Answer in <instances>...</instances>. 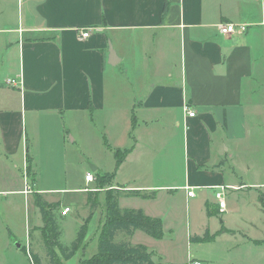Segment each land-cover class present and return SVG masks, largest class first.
Instances as JSON below:
<instances>
[{"label":"crops","instance_id":"1","mask_svg":"<svg viewBox=\"0 0 264 264\" xmlns=\"http://www.w3.org/2000/svg\"><path fill=\"white\" fill-rule=\"evenodd\" d=\"M242 2L0 0V21L14 17L12 25L0 26V33L6 34L1 47L6 50L9 73L5 85L0 87V203L7 199L13 202L8 211L2 205L1 214L16 213L20 225L11 221L6 226L10 246L14 244L19 249L16 239L24 234L23 227L29 219L21 209V178L18 184L5 179L15 180L21 168H32L37 175L35 154L28 156V134H43L56 124L58 137L63 141L64 116L90 121L92 112H104L112 115L111 124L120 119L123 136L130 138L127 144L122 140L111 148L129 149L114 177L124 163L141 154L140 138L132 135L133 131L171 128L173 135L180 126L183 128L182 155L188 165L182 180L167 184L114 180L116 185L126 186L128 192H139L123 193V198L149 200L165 191L171 195L182 192L184 200L189 201L199 190L208 233L210 222L219 219L220 226L213 233L216 235L224 232V223H229L227 215L236 206L233 200L241 197L239 223L253 227L243 239L254 246L257 258L264 257V180L236 181L232 179L235 171L228 173L223 169L224 161H235V157L247 151L245 140L250 125L243 91L245 85L249 88L254 82L260 68L251 39L244 32L219 31L220 23H262V5L257 16L242 11ZM82 29L89 33L85 38L80 37ZM109 46L116 54L115 64L108 62ZM7 79H14L15 83L9 84ZM184 105L194 116L184 113ZM167 136L162 140V148L149 147L146 152L166 160L165 147L175 142L174 136L168 140ZM82 153L86 154L83 150ZM240 161L243 166L238 169L239 176L246 177L250 166L247 161ZM97 167L99 164L91 171L84 170L83 182L57 188L58 191L37 183L39 191L44 195L80 193L83 183H90L85 181V173L94 176ZM220 185L227 187L223 190L222 211L215 196ZM184 186L193 187L194 195L188 197ZM146 191L151 192V198L143 197L149 195ZM123 198L118 200L119 207L133 208L120 205Z\"/></svg>","mask_w":264,"mask_h":264},{"label":"rangeland","instance_id":"2","mask_svg":"<svg viewBox=\"0 0 264 264\" xmlns=\"http://www.w3.org/2000/svg\"><path fill=\"white\" fill-rule=\"evenodd\" d=\"M242 1V11L246 13L250 12L251 15L258 16L261 5L264 11V0ZM261 22L262 25L243 23L245 29L242 32L251 39L254 58L257 57L260 68L254 77V82L249 88L245 85L243 91L247 122L250 125L248 137L245 140L247 151L240 154V157H235V161L228 159L224 161V171L228 173L235 171L236 176L232 179L236 181L264 180V19ZM13 23L14 17H9L0 21V26H10ZM5 35L0 33V87L5 85L4 79L9 74L6 70V50L1 47ZM89 116L90 121L89 119L85 121L73 116H64L65 130L64 133L61 132L63 141L58 137L56 124L50 126L48 131L47 129L43 131V134L34 135L35 139L28 134V156H33L32 153L35 154L34 162L37 175L33 173L32 168L31 171L21 168V170L19 169L21 174L15 180L6 178L5 181L7 183L14 181L15 184H18L19 178H21L24 191L20 202L21 209L29 220L23 227L24 234L20 238H15L20 244L19 249L14 244L10 246L11 238H9L6 226L11 221L18 226V217L16 213L9 214V216L1 214L3 206L8 211L7 207L13 205L10 199L0 203L1 206L3 205L0 209V264H36L32 257L33 253L38 255L41 264H49L45 254L44 240L46 241L50 234L40 218L38 205L41 203L56 205L54 216L59 230L57 243L68 245L75 238L79 225L85 223L84 238L76 253L69 260H63L57 246L53 245V241V244L51 243L59 257L60 264H83L97 252L110 195L116 197L118 202L120 198H123V193L128 192L126 186L116 185L115 181L135 184H167L182 180L183 172L187 171L188 165L187 158L184 159L182 155V126L173 135L171 128L165 131L159 129L156 131L154 129H143L141 132L133 131L132 135L140 138L139 150L141 154L135 157L132 162L124 163L114 177L112 152L116 151V154L122 158L127 153V148H115L113 151L111 148L122 140L127 144L130 142V138H127L126 135L123 136L125 130L119 115H115L119 121L113 124L109 123V118L112 115L104 112H92ZM164 134L168 135L167 140L173 136V140H175L173 144L165 147V152L168 155L166 160H162L156 154L152 155L146 152L149 147L157 150L162 148V140L166 137ZM71 138H74L75 141L71 142ZM82 150L86 152L87 159H84L86 157ZM240 159L247 161L250 166L246 177L239 176L238 169L243 166ZM96 164H99L100 167L93 171L94 181L89 184L83 183V185L81 183L82 192L80 193L44 195L39 191L37 183L45 189L58 191L60 189L57 188H66L81 180L83 182L84 170L91 171ZM198 191L196 190V196L189 201L184 200L182 192L171 195V192L165 191L159 192L160 194L149 200L136 197L123 198L120 200V205L140 208L145 214L160 218L162 235L159 238H153L141 230H136L131 235L118 232L115 240H126L131 244L144 246L148 251L153 252L152 261L154 264H183L188 258L200 259L203 264H264V257L257 258L254 246L243 239L253 227L239 223L242 208L239 207L241 197L235 198L237 193L233 200L236 206L227 215L229 223H224V232L213 234L217 226H220L219 219H217V221L210 222L208 240L195 241L191 239V237L203 236L208 228L205 218L202 216L200 199L197 195L200 191ZM227 192L233 193L230 190ZM150 193L145 195L150 196ZM261 203H264V194L261 196ZM63 206H68L70 209L64 218L61 216ZM247 211L254 212V210ZM13 228L15 227H11V229ZM17 230L20 233L21 229L17 228ZM193 233L200 235L197 236Z\"/></svg>","mask_w":264,"mask_h":264},{"label":"trees","instance_id":"3","mask_svg":"<svg viewBox=\"0 0 264 264\" xmlns=\"http://www.w3.org/2000/svg\"><path fill=\"white\" fill-rule=\"evenodd\" d=\"M128 150L126 149V152ZM113 156L115 162L112 173L114 175L123 157L120 158L116 154V151L113 152ZM127 193L139 194L138 191H129ZM143 197L148 196L143 195ZM115 198L113 195H110L108 199L106 220L98 240L97 252L83 264H154L152 261V251H148L142 245L131 244L126 240L117 241L115 237L118 232L131 235L135 230H141L153 238H159L162 235L161 219L146 215L141 209L121 208ZM38 207L42 223L46 226L50 234L48 239L46 241L44 240L45 254L49 264H60L59 257L53 245L57 246L63 260H69L76 253L84 238L86 233L85 223L79 225L75 238L68 245L57 243L59 230L54 216L56 205L41 203ZM191 239L195 241L208 240V230L204 232L203 236L191 237ZM32 257L36 264H41L37 254L33 253Z\"/></svg>","mask_w":264,"mask_h":264},{"label":"built area","instance_id":"4","mask_svg":"<svg viewBox=\"0 0 264 264\" xmlns=\"http://www.w3.org/2000/svg\"><path fill=\"white\" fill-rule=\"evenodd\" d=\"M219 27V31L222 34H231V33H235V32H242L245 29V25L243 23H220L218 24ZM88 30L87 29H82L80 30V37L81 38H85L88 36ZM7 83L9 84H14L15 80L14 79H7ZM183 111L184 113H186L188 116H194V112L190 110V108L187 105L183 106ZM85 181L87 182H91L94 180V176L92 175V173L87 172L84 176ZM185 190H186V195L188 197H191L194 195L193 192V187L191 186H184ZM217 188L219 189V191H217L215 193V196L218 200V206L219 209L222 211L225 208V199L223 196V190L225 188H227L226 186L220 185L217 186ZM69 212V207H64L61 210V215H66ZM30 258V257H29ZM31 259V258H30ZM32 261V259H31ZM33 263V261H32ZM183 264H203V262L200 259L197 258H188L186 261L183 262Z\"/></svg>","mask_w":264,"mask_h":264},{"label":"water","instance_id":"5","mask_svg":"<svg viewBox=\"0 0 264 264\" xmlns=\"http://www.w3.org/2000/svg\"><path fill=\"white\" fill-rule=\"evenodd\" d=\"M109 54H108V62L110 63V64H115V60H116V54H115V52H114V50L112 49V47L111 46H109ZM95 167H93L92 169H94ZM17 246L19 247V245L17 244Z\"/></svg>","mask_w":264,"mask_h":264}]
</instances>
